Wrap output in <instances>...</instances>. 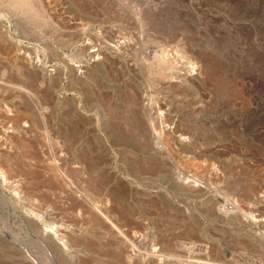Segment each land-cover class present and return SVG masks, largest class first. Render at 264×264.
<instances>
[{"label":"rangeland","instance_id":"1","mask_svg":"<svg viewBox=\"0 0 264 264\" xmlns=\"http://www.w3.org/2000/svg\"><path fill=\"white\" fill-rule=\"evenodd\" d=\"M15 1L0 0V135L18 146L7 174L18 188L0 190V264H264L249 231L264 232V0H41L49 20ZM39 113L62 157L86 164H60L69 199L46 193L59 180L27 158L31 133H18ZM115 124L127 128L118 142ZM43 133L32 130L38 144ZM156 145L170 152L163 162ZM174 167L207 189L175 190ZM79 192L99 198L123 235L90 204L81 210ZM222 194L256 221L217 218ZM30 210H47L68 245L41 238Z\"/></svg>","mask_w":264,"mask_h":264},{"label":"bare ground","instance_id":"2","mask_svg":"<svg viewBox=\"0 0 264 264\" xmlns=\"http://www.w3.org/2000/svg\"><path fill=\"white\" fill-rule=\"evenodd\" d=\"M19 1L22 4H21V6L19 4V6H18L19 8H17L18 11H20V10L22 11L23 10L24 12H29V11H31L33 9H36V11L42 12L43 15H44V17L46 16V18L49 20V17H48V15L46 13V11H48V10H45V8L43 7V5H44L43 3H45V1L44 2L41 1V0H23L22 2H21V0H19ZM15 2L18 3V0L15 1ZM48 3H49V1H48ZM48 3H47V5L45 4L46 7L48 6ZM17 14H18V12H17ZM36 14H37V12H36ZM82 50L83 49L81 48L78 53H80V52L82 53L83 52ZM84 50H86V49H84ZM16 56H18V55H16ZM25 56L23 58H26V60H27V62L29 64L30 63V60L32 58H28L27 56L26 57ZM23 58H22V60H23ZM16 60H17V58H16ZM32 60H35V62L34 63L31 62L33 64L31 67L32 68L33 67L36 68V70L40 69L41 71H43V66H42L41 60L38 57H36V59L33 58ZM25 62L26 61L24 60V64H25ZM29 65H31V64H29ZM189 67L191 68V65ZM192 67H194V66H192ZM22 69H24V68H22ZM71 70L73 71L72 68L70 69V71ZM49 71H51V70H49ZM58 72H60V73H57V72L55 73V75H57V74L58 75H57L56 79H54V80L59 83L62 80L61 78H62L63 74H62V70L61 71H58ZM45 73H47V72H45ZM68 73H70V72L68 71ZM80 73H82L81 70H80ZM47 76H49V75H47ZM47 76H45L44 78L41 77V79L43 80ZM82 76L85 77V75H82ZM50 77H51V75H50ZM80 77H81V75H80ZM51 82H50V84H51ZM48 83L49 82H47V84ZM22 89H24V88L19 86V90H22ZM27 92H28V90H27ZM37 106L38 107H42V105L40 104L39 101H37ZM5 109H6L7 114H10V115L12 114L11 109H9V108H5ZM37 117H38V123L34 122V124H33V122H32L33 126L32 125L30 126V124H29V125H27V127H29L27 129H22V128L21 129L18 128L19 130L17 129L18 130V133H20V131H21L23 134H26V136H28L27 134H30L31 133L30 137H27L25 139V141H24L25 143L23 144V146L26 149V151H28L27 152V158L29 160H32V161H35V162H38V163H43V161H44L45 162V164H44L45 166L43 167V171L42 172L44 174H46V175L48 174L53 179L59 180V182H57V183L60 185V187H59L60 188V192H56L57 190H55V191L52 192V191H47L45 189L44 191L45 192L47 191L46 193L51 194L53 196V198H57L59 200L61 198H59L58 194H61L62 195V198H65V199L68 198L69 199V196H71V194L66 189L73 188L74 187V183L72 182L71 178L68 176L67 172L64 171V169L61 167V165L62 166H68L70 168V170H72V171L74 170L77 173L78 172L83 173L82 171L86 169V167H85L86 164H82L80 162H74V163H72V165H70L71 163L68 162L66 159H64L62 157V155H63V153H62V147L63 146L55 138L51 137L50 132L48 130V125H47L48 123H47V120H46L45 115L43 113H39V115ZM38 125L44 131V133L42 135L43 136V143H41V144H38L37 141L35 139H33L34 136L32 135V130L34 128L40 129V127ZM113 127H116V128H113L114 130L111 131V133H110L109 136H110L111 140H113L114 142H116L120 137H122V135H124L123 131L125 132L127 130V128H125L124 130H122V129H120V126L119 125H116V126H113ZM123 128H124V126H123ZM74 132H75V129L74 128H68V129H66L64 131V136L65 137L66 136H72V134ZM1 135H0V180H1V182H0V190H3V189H5V187H8L11 190L13 189L15 191V189L17 190L18 185H16L17 183L16 184L14 183L15 180L14 181L13 180H10L9 181V178H8L9 176L7 177V174H8V172L11 169H13V166L15 164L11 160V159H13L12 158V155H11V150H13L12 149L13 147L18 148V146H16V144L14 143L15 141L13 142V140H12V137L13 136L9 135L6 132V130ZM160 137H161L160 132H157L154 138H160ZM22 140H23V138H22ZM158 143H159L158 141L155 142V144H158ZM20 145H22V144H20ZM20 148H22V147L20 146ZM150 153H152V154H156V153L159 154L158 155L159 160L162 161V162H163L164 158H166L167 156H170L169 150L166 147H164V145L163 146L156 145V146L152 147ZM86 156H87V159L89 160V161L87 160L86 163L91 162L92 161V153H89V154L87 153ZM91 163H90V165H91ZM87 167H89V166H87ZM148 167L149 168H153L154 165H150L149 164ZM174 169H175V167H174ZM172 174H175V177H172V178H174V180L172 179L173 182L171 181L175 185V188H176V189L174 188L175 190H179V186H181V185L184 186V187L186 186L187 187V190H189V191L190 190H193V189H196V188H200V187H202L204 189H207L205 182L202 181L200 177H197L194 174H189L187 172L180 171L177 168L174 170V172H172ZM37 184L39 186L40 183H37ZM41 186H42V183H41L40 187ZM182 189H183V187H182ZM182 189L180 188V190H182ZM219 197L220 198L222 197L223 203H221V204H219L218 202L215 203L217 205L216 207H217V215H218L216 217L217 218H220V220H222L223 222H227V224L229 222V224L232 223L234 225V222H237V224H239V223H241L243 221H248V220H250L252 222L253 221H256V218H254V216L251 213L246 212L245 210H243L240 207L239 203L237 202V200L235 198L230 197V196H227L226 194L225 195L222 194L221 196H218V198ZM73 199L75 201H80L79 206H80L81 210H82V208L85 207V204L86 203H87V206L90 204V206L93 207L97 213H99V215H98V216H100L99 218H101V217L104 218L105 221L107 222V224H110L111 231L112 232L118 231V234L119 235H123L122 231L113 222L114 220L113 219L111 220V217L108 216V214L106 213V211H103L101 208H99V206L96 205V200L99 199V198L95 199L92 196L90 197V195L87 194V193H85V192H79L78 196H76ZM0 200L1 201H4V197H3V195L1 193H0ZM83 205H84V207H82ZM29 214L37 215V219L40 220V221H42L44 227H43V230L41 229V232H40L41 238H44V240H46V238H48V240L50 241V243H54L58 247H60L59 244H61V246H67L68 245L67 244V241L68 240L66 239V235H68L69 233L67 234V232H65V230H61L60 227H57L55 225H51L49 223V220H51L52 218L50 217V215H48L47 210L46 211H42V210H36V211L30 210ZM43 218H46L48 221L43 222ZM102 221H104V220H102ZM106 222H104V223H106ZM110 226H108V228ZM249 231H250V234L253 235L252 237H254L258 241V244L260 243V245L263 246L264 245V232H260V231L257 232V231H253L252 229H249ZM69 235H71V234H69ZM110 235H112V234H110ZM44 245H45L44 243H42V242L40 243L41 249L42 248L44 249ZM33 263H37V262L33 260ZM192 264H225V263H223V262H221V263H215V262H212V261H209V260L206 259L205 261H200V260L192 261Z\"/></svg>","mask_w":264,"mask_h":264}]
</instances>
